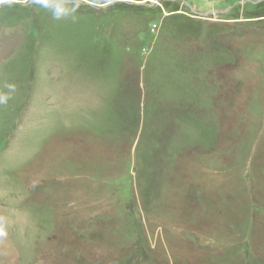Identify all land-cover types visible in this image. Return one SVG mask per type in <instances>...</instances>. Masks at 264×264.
I'll list each match as a JSON object with an SVG mask.
<instances>
[{"label":"rangeland","instance_id":"1","mask_svg":"<svg viewBox=\"0 0 264 264\" xmlns=\"http://www.w3.org/2000/svg\"><path fill=\"white\" fill-rule=\"evenodd\" d=\"M7 83L0 264H264V0L5 3Z\"/></svg>","mask_w":264,"mask_h":264},{"label":"clouds","instance_id":"2","mask_svg":"<svg viewBox=\"0 0 264 264\" xmlns=\"http://www.w3.org/2000/svg\"><path fill=\"white\" fill-rule=\"evenodd\" d=\"M20 0H0V6L12 3H19ZM83 0H31L34 7L44 9L50 13L52 19L63 20L71 18L76 19V13L81 7ZM7 91L0 92V105H6L12 98V94L16 92L17 88L14 83H7L4 85ZM6 220L0 217V237L6 236Z\"/></svg>","mask_w":264,"mask_h":264},{"label":"water","instance_id":"3","mask_svg":"<svg viewBox=\"0 0 264 264\" xmlns=\"http://www.w3.org/2000/svg\"><path fill=\"white\" fill-rule=\"evenodd\" d=\"M193 12H196L195 10H193ZM196 13H198V14H200L201 15V13H199V12H196ZM207 14H209V13H205V15H207Z\"/></svg>","mask_w":264,"mask_h":264},{"label":"trees","instance_id":"4","mask_svg":"<svg viewBox=\"0 0 264 264\" xmlns=\"http://www.w3.org/2000/svg\"><path fill=\"white\" fill-rule=\"evenodd\" d=\"M170 2H172V1H170Z\"/></svg>","mask_w":264,"mask_h":264}]
</instances>
